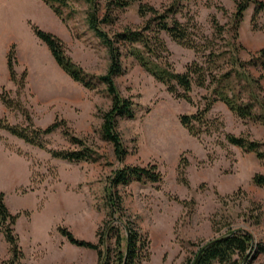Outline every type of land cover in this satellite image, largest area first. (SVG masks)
<instances>
[{"label": "rangeland", "instance_id": "rangeland-1", "mask_svg": "<svg viewBox=\"0 0 264 264\" xmlns=\"http://www.w3.org/2000/svg\"><path fill=\"white\" fill-rule=\"evenodd\" d=\"M69 1L76 12L63 22L42 0H0V95L5 91L20 103L10 110L0 100V118L26 127L25 111L33 125L42 129L55 119L65 120L71 133L92 147L97 157L89 162L57 159L0 130V192L8 210L19 215L14 229L23 258L18 264H99L96 251L71 244L59 229L96 243L97 232L110 221L105 205L107 181L118 169L151 165L157 166L162 182L133 180L114 189L122 199L123 218L148 241V260L141 264H188L202 244L236 229L253 238L247 263L264 264V188L252 182L255 174L264 173V159L230 145L224 137V133L249 137L264 151V123L240 119L216 100L206 118H217L223 127H211L207 133L203 128L200 138L192 137L179 118L204 109L215 99L214 84L193 86L189 103L170 94L133 58L124 56V72L114 82L119 94L131 100L135 117L118 119L128 154L117 161L112 144L101 133V115L111 105L105 86L88 90L74 82L31 28L34 24L60 38L67 54L85 72L104 74L109 56L86 23L88 6L81 0ZM144 1L165 10L174 0ZM237 1H180L176 17L188 26L196 51L161 33L176 72H184L194 61L208 68L213 53L214 73L235 75L234 55L247 62L264 49V10L252 20L254 5L250 4L242 26L235 29L232 15ZM116 15L113 25H101L110 36L127 26L145 25L136 4ZM213 19L222 27L221 33L216 32ZM12 46L18 78L27 73L24 86L9 78L7 54ZM247 70L255 79L264 73L259 65H249ZM234 77L240 83L236 89L244 88L246 83ZM260 84L264 90V79ZM242 96L249 99L246 90ZM259 108L256 105V114L261 113ZM45 141L48 149L56 151L82 149L70 142L62 126ZM179 163L186 165L183 178L187 185L178 175ZM10 257L9 245L0 234V264Z\"/></svg>", "mask_w": 264, "mask_h": 264}, {"label": "trees", "instance_id": "trees-1", "mask_svg": "<svg viewBox=\"0 0 264 264\" xmlns=\"http://www.w3.org/2000/svg\"><path fill=\"white\" fill-rule=\"evenodd\" d=\"M54 14L63 22L74 16L76 12L69 0H42ZM88 9L86 11V23L95 37L107 49L109 64L104 74L94 75L83 70L67 54L64 42L56 35L41 30L31 24L34 35L44 43L50 51L56 64L74 81L88 90H95L98 84H103L107 95L111 99V105L101 115V133L104 140L113 146V152L117 161L122 162L128 154L118 132L117 124L119 118L134 119L135 113L132 102L123 98L115 85L114 77L124 72L122 58L129 56L133 58L141 68L150 74L157 82L163 84L166 90L176 98L184 99L192 103L190 93L193 86L205 87L207 82L214 84L212 94L215 96L207 103L204 109L197 110L191 115H182L179 120L188 133L195 138L207 133L211 127L218 129L223 123L217 118L211 120L206 114L212 107L213 102L219 100L240 119H250L255 122L264 123V90L260 81L264 79V73L255 79L247 70V66L259 65L264 71V49L252 55L247 62L241 61L237 55L232 57L233 67L236 68L235 75L243 80L246 85L241 90L236 89L240 83H235V75L231 72L219 75L214 73L211 66L214 64L213 53H210V64L208 68L200 66L196 61L187 65L182 73L176 72L169 61L170 52L161 33L164 32L179 45L196 51V40L192 37L186 24L180 22L177 17V7L181 0H174L165 10L154 7L144 0H81ZM137 5V14L145 19L143 27L127 26L121 31L108 35L101 25H113L117 20L116 12L124 11L132 5ZM254 5L252 20L264 10V1L261 0H239L236 2L235 11L232 15V24L238 29L243 21L244 13L249 5ZM65 10L68 13L64 16ZM214 28L217 33L222 32V27L213 19ZM15 52L13 46L7 54V69L11 82L24 86L27 76L24 71L19 79L15 71ZM181 90V92H180ZM242 90L248 92V98L242 96ZM2 104L13 109L20 103L13 100L5 91L0 95ZM256 105L260 108V114L255 113ZM29 124L26 127L13 125L5 118H0V130H5L11 135L23 140L25 143L46 150L52 157L69 161H96V152L85 144V141L73 135L65 120L55 119L46 128H37L33 125L31 118L24 111ZM218 123V124H217ZM217 124V125H216ZM64 127V135L70 142L82 147L78 151H56L48 149L45 137L52 134L60 127ZM226 141L245 152H252L258 159H264V151L261 144L251 140L249 137L235 136L224 133ZM186 165L179 163L178 175L182 182L187 185L183 178ZM156 165L148 167L130 166L118 169L107 181L105 187V205L110 221L105 223L103 231L97 232V242L77 239L66 229H59L60 234L71 244L94 250L97 253L99 264H141L148 260V241L138 227L132 225L123 218L122 199L114 191L119 186H127L135 180L140 183H160L162 175L157 171ZM252 182L258 187L264 188V173H257L252 177ZM18 214H12L4 201V193L0 192V234L9 245L11 257L3 264H18L23 255L19 246V237L15 232ZM256 224L259 223L257 216ZM228 226V225H226ZM253 238L250 233L243 229L228 230L224 235L218 236L202 244L196 251L193 259L188 264H249V250L252 248ZM113 259V262H112Z\"/></svg>", "mask_w": 264, "mask_h": 264}, {"label": "crops", "instance_id": "crops-1", "mask_svg": "<svg viewBox=\"0 0 264 264\" xmlns=\"http://www.w3.org/2000/svg\"><path fill=\"white\" fill-rule=\"evenodd\" d=\"M243 23V22H242ZM241 26H242V24H241Z\"/></svg>", "mask_w": 264, "mask_h": 264}]
</instances>
